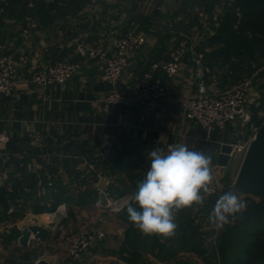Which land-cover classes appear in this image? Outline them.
<instances>
[{"label": "crops", "instance_id": "obj_1", "mask_svg": "<svg viewBox=\"0 0 264 264\" xmlns=\"http://www.w3.org/2000/svg\"><path fill=\"white\" fill-rule=\"evenodd\" d=\"M224 1L0 0V56L11 53L17 61L12 92L0 94V132L19 145L15 150L0 149V170L4 171L0 179V264H36L39 259L59 264L55 254L41 257L28 250L23 260L10 256V248L19 243L26 251L35 239L40 244L56 240L58 218L69 211L74 200L81 208L104 207L96 201L121 194L122 180L132 184L135 173L146 174L144 164L150 161L151 151L166 152L169 145L186 144L211 155L214 166L224 144L232 145V151L251 123L260 129L257 120H264V62L246 77L251 82L247 95L250 123L237 118L224 129L209 131L183 112L184 101L197 88L195 56L199 51L204 55L211 51L208 38L221 21ZM178 14L182 20L176 19ZM182 31L190 34V40L179 71L174 75L154 71L166 85L159 100L129 107L104 105L103 96L114 87L136 81L154 61L172 59ZM130 32L143 34L145 39L116 83L101 77L103 59L86 58L77 51L79 38L112 52L117 38ZM59 59L80 63L68 82L40 87L31 81L33 73ZM211 62L208 84L210 89H218L221 86L215 73L220 67ZM31 133L40 138L30 139ZM244 154H237L227 177L239 168ZM224 178L215 175L213 184ZM238 192L259 199L252 192ZM120 219V228L114 238L107 239L105 251L116 264H125L118 250L129 223L123 215ZM25 229L30 235L23 246L19 239ZM97 243L105 245L106 236L87 249ZM87 249L76 260L66 252L62 263L75 264ZM178 252L162 258L149 252L144 258L154 255L156 261L168 262L177 258Z\"/></svg>", "mask_w": 264, "mask_h": 264}, {"label": "built area", "instance_id": "obj_2", "mask_svg": "<svg viewBox=\"0 0 264 264\" xmlns=\"http://www.w3.org/2000/svg\"><path fill=\"white\" fill-rule=\"evenodd\" d=\"M177 20L183 16L178 14ZM180 40L172 59L154 61L151 68L145 70L142 75L129 85L114 87L103 96V103L108 106L111 103H120L124 106H132L142 103H154L159 100L166 91V85L160 76L154 74L155 70L164 71L169 75L176 74L180 69L181 57L189 45L190 34L187 31L181 32ZM145 36L140 33L130 32L120 36L116 40L114 51L109 52L102 44L93 45L77 39V51L85 56L98 57L104 60V72L101 77L104 80L116 83L126 70L132 53L143 43ZM110 54H109V53ZM197 75V88L183 103V112L186 118L196 120L199 125L209 131L224 129L230 122L239 119L242 123L248 124L251 121V112L247 105V95L251 87L250 79L232 85H226L218 89H210L207 74L211 72L205 63L203 51L195 56ZM80 63L69 60H56L44 66L41 70L33 73L31 81L40 86L48 87L52 84H64L75 76ZM17 61L13 54L0 56V94H9L15 85ZM259 127L251 123L243 140L235 144L237 154L246 152L251 141L256 137ZM30 139H39L38 133H31ZM6 140L4 133L0 132V141ZM4 171L0 170V179ZM220 178V177H219ZM235 183H232L231 191ZM119 201L117 198L109 197L106 202L96 201V204L104 207H114ZM63 210V208H60ZM54 217L52 213L51 218ZM105 231L95 229L82 232L75 238L68 250V256L72 260L79 259L83 252L96 240L104 238ZM60 264V263H59ZM62 264H74L73 262Z\"/></svg>", "mask_w": 264, "mask_h": 264}, {"label": "trees", "instance_id": "obj_3", "mask_svg": "<svg viewBox=\"0 0 264 264\" xmlns=\"http://www.w3.org/2000/svg\"><path fill=\"white\" fill-rule=\"evenodd\" d=\"M196 2L201 4L203 0ZM208 46L212 49L205 53V63L211 72V61L218 63L220 68L215 74L221 87L241 82L251 75L264 62V0H225L221 21L214 26V32L208 38ZM263 121V118H258L257 124L262 126ZM143 178L141 173H135L134 183L123 181L121 194L119 192L116 196L127 193ZM234 188L251 193L237 186ZM191 212L186 209L177 213L176 234L163 240L155 235H143L128 220L125 210L122 215L129 225L118 250L119 257L125 264H139L146 253L162 258L173 256L184 249L200 255L205 262L218 258V264H264V215L230 221L219 228L214 244L205 243L203 234L208 230L201 229V222L195 223Z\"/></svg>", "mask_w": 264, "mask_h": 264}, {"label": "clouds", "instance_id": "obj_4", "mask_svg": "<svg viewBox=\"0 0 264 264\" xmlns=\"http://www.w3.org/2000/svg\"><path fill=\"white\" fill-rule=\"evenodd\" d=\"M150 167L138 182L130 201L125 204L128 220L142 234L169 238L176 234V214L203 206L213 192L215 180L212 157L186 144L169 145L167 151L149 153ZM245 208L244 201L233 191L216 201L209 222L223 228Z\"/></svg>", "mask_w": 264, "mask_h": 264}, {"label": "rangeland", "instance_id": "obj_5", "mask_svg": "<svg viewBox=\"0 0 264 264\" xmlns=\"http://www.w3.org/2000/svg\"><path fill=\"white\" fill-rule=\"evenodd\" d=\"M144 167L147 171L150 167V161L144 164ZM238 169L239 168H236L234 171H232L230 177H227L225 180H221L219 183H214L212 185L213 192L210 196L206 198L203 206H196L190 208V210L192 211L191 216L192 218H194L195 223L200 224L201 222V229H204L205 226L204 230L209 231H205L203 234L204 239L207 242L209 241L210 243L215 244L217 234L219 233V228H216L209 222V215L212 212V209L219 197L231 191L230 188H232L231 186L235 180ZM145 175H143L142 177H144ZM123 181L125 180H122L121 184ZM139 181H137V183ZM136 188L137 186L130 188V191L125 194H122L121 196L112 197L117 198V200L119 201L114 207L92 206L90 208H81L82 205L78 206L76 200H74L69 206V211L63 213L65 214L64 216H66V219L68 216V219L61 226V232L56 236V240L53 241L47 239L44 244H40V241L35 239V241L29 242L26 251H23V249L20 248L19 243H17L15 244V246L13 245L11 247L12 249L10 248V256L13 255V257H21L23 258V260H26V252L28 250H33L37 251L41 257L48 254H55L57 255L56 258L61 260V262L58 263L62 264V262L65 261V254L66 252L68 254V250L75 238H77L82 232L92 231L95 229H102L105 231L106 235L105 245L102 243L99 244V242L95 244L92 248L87 249L88 251L86 254H84L83 259L76 262L75 264H116V262L113 261L111 254H108L105 251V248H107V246L109 245V243H107V239L110 241L117 234L120 228V217L126 210L125 204L130 201L131 195L135 192ZM89 189L91 190V187ZM91 192H93V189L91 190ZM233 192H236L240 196L241 200L245 203V207L248 203L252 202V200L255 199L252 195H241V193H239L235 188L233 189ZM108 198L109 197L101 198L102 203L106 202ZM237 216L236 218L230 217L229 222L233 220H238ZM52 231L54 232V229ZM156 258L159 257L156 256ZM156 258L154 255H151L146 259L144 258L142 263L139 264H179L180 261L184 260H186L185 264H218V258L212 259L209 262H205L203 257H201L200 255H189V253L184 249L178 252L177 258L172 259L168 262H159L155 260Z\"/></svg>", "mask_w": 264, "mask_h": 264}, {"label": "water", "instance_id": "obj_6", "mask_svg": "<svg viewBox=\"0 0 264 264\" xmlns=\"http://www.w3.org/2000/svg\"><path fill=\"white\" fill-rule=\"evenodd\" d=\"M243 140V139H242ZM19 145L13 140L0 141V149L15 150ZM232 145L224 144L217 153V163L214 164V173L217 177H227L230 173L237 156V148L232 150ZM235 185L248 192L256 194L259 199L247 204L242 212L238 213L237 219H249L257 215H264V125L258 130L256 137L249 144L243 160L237 171ZM66 216L60 215L55 236L61 232V226ZM30 231L25 229L19 241L23 246L28 244ZM36 264H49L44 259H39Z\"/></svg>", "mask_w": 264, "mask_h": 264}]
</instances>
